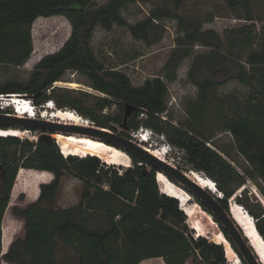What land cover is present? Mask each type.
Returning <instances> with one entry per match:
<instances>
[{
    "label": "trees",
    "instance_id": "obj_1",
    "mask_svg": "<svg viewBox=\"0 0 264 264\" xmlns=\"http://www.w3.org/2000/svg\"><path fill=\"white\" fill-rule=\"evenodd\" d=\"M151 1L108 0L99 5L96 0H0V62L21 66L32 60L31 54L38 52L33 50L32 26L44 17L64 16L72 28L61 49L36 62L27 82L0 84V93L25 94L37 106L53 101L114 132L124 122L126 104L135 106L128 120L130 131L121 133L133 138V133L149 128L163 135L170 148L185 153L192 169L216 182L223 194L216 198L230 213V199L248 179L264 182V31L258 38L251 0H226L229 8L242 6L250 23L227 30L225 42L215 30L203 29L211 19L178 14L186 0H172L173 8L156 6L136 23L122 14L129 3ZM167 18L178 21L183 35L164 66L165 79L174 81L183 60L193 56L188 75L198 87L197 98L187 105L189 118L180 125L162 118L169 94L164 78L157 76L136 86L126 73L106 68L92 46L98 26L110 31L114 25L127 27L133 38L152 46L164 38ZM196 45L209 51L196 54ZM70 70L86 75L89 86L104 95L54 86ZM232 79L249 89L244 103L216 94ZM113 106L115 111L104 112ZM221 132L233 136L252 170L240 173L210 145ZM61 151L53 138L35 142L0 136V264H140L151 258H163L166 264H186L190 258L195 264H230L222 244L190 231L180 199L162 192L157 170L145 172L147 167L138 157L132 156L134 165L119 172L96 155ZM20 168L49 171L54 177L40 184L34 202L13 207V214L24 219L25 233L2 253V225ZM66 173L83 181L81 201L68 208L49 206ZM244 195L246 187L235 200L247 208L264 238V208L259 203L255 207Z\"/></svg>",
    "mask_w": 264,
    "mask_h": 264
},
{
    "label": "rangeland",
    "instance_id": "obj_2",
    "mask_svg": "<svg viewBox=\"0 0 264 264\" xmlns=\"http://www.w3.org/2000/svg\"><path fill=\"white\" fill-rule=\"evenodd\" d=\"M107 1L108 0H96L99 5H102ZM156 6H166L173 8L174 3L172 0H153L147 3H129L122 9V14L129 23H136L138 20L146 18L149 15L150 10ZM251 12L255 18L256 35L258 38H260L264 31V0H251ZM178 14L186 17L200 18L201 20L211 19V21L204 23L203 29L215 30L219 33L224 42L226 41L227 30L240 28L241 26L250 23L244 18L246 16V10L242 6L229 8L227 6L226 0H186L178 10ZM57 16L58 17L54 18L44 17V19L38 20L35 24L33 23V50L37 49L38 52L36 55L31 54L32 60L30 59V62L28 61L26 64L21 66L0 62V84L10 81L22 83L27 82L32 70L37 64L36 62H39L41 57L56 52L62 48L67 39L70 37L72 28L66 17L60 15ZM163 23L166 26L165 36L160 42L152 46H148L142 40L133 38L128 28L125 26L114 25L113 29L110 31L98 26L95 29L92 40V46L95 54L97 55L98 59L103 62L106 68L119 70L126 73L131 79L132 83L136 86H141L147 79L157 76L165 79L164 66L177 46V38L182 36L183 33L178 29V21L176 19L167 18L163 20ZM258 44L259 39L257 40V45ZM194 51L196 54L204 53L208 52L209 48L196 45ZM192 61L193 56L187 57L183 60L182 64L177 70V76L174 81L168 82L165 79L169 87V94L167 96L168 110L165 114H163L162 118L165 119L169 117L172 119L174 124L180 125L187 122L189 118L187 113V105L189 102L195 100L198 96V87L191 82L188 75ZM68 82H76L77 85L74 88L69 87ZM89 84L90 81L86 75L70 70L65 74L63 80H61L60 83H55L54 86L71 88L76 91L83 90L97 95H104L93 89L91 86H89ZM248 92L249 89L243 86L236 79L230 80L216 90V94L219 97L222 98L225 96H232L237 98V100L241 103L245 102ZM9 94L16 95L17 93ZM25 97L29 98V96ZM5 99L6 100H3L2 103L6 104L7 100H9V97H6ZM93 100L94 99L91 98L90 102H93ZM5 109L9 112H14L13 107H8ZM44 109L45 108L43 106H38L36 110L39 112V114H42ZM116 109L117 107L113 106L111 108H106L104 112H113ZM117 127L118 132L123 131L120 126ZM141 129L139 132L137 131L133 133L132 136H135L136 134H144L145 131H142ZM2 130L6 131H4L5 135H14L13 133L17 132L14 129ZM29 132L30 134L28 137L19 138L21 140L28 139L37 142L41 135V131ZM34 136L36 139H34ZM51 138L55 139L58 143V139L54 136V133L51 135ZM166 142V139L160 140L158 137L154 136L148 144H153L155 147L160 148ZM144 145H147V142L144 143ZM210 145L217 149V151H219L225 158H227L240 173L244 174L245 172L253 169L247 159L238 151L235 140L229 132L217 133V136L210 142ZM167 149L171 152L169 158L173 159L177 166L185 170L192 168L185 159V153L183 151H179L177 148L170 149L167 147ZM163 150H165V148ZM91 155L95 154L91 153ZM102 162H104V164L107 166H112L113 169L115 168L119 172L122 171L123 168L134 165L132 158L130 165L109 164L103 160ZM146 167L149 170L152 169L150 165H146ZM47 177L48 173L43 171L27 168L19 169L16 175L15 183L11 190L10 202L5 214L6 218L2 225V244L4 250L11 244V229L16 231V236H23L25 233L24 223L19 220V218H15L16 216L12 212L13 207L25 206L30 203L38 194V187L40 184L39 182H44L41 180H46ZM157 179L161 191L167 193L164 189L165 183L160 181L159 174H157ZM23 181H26V184L23 185ZM173 183L176 184L175 182ZM176 186L184 189L178 184H176ZM245 187L247 198L245 195L244 198H246L250 203L255 204V207L259 203L264 208V182L260 179H248L246 184L242 186V188L239 189L236 194L240 196L242 190ZM83 190V181L71 174L66 173L62 179V186L55 202L49 204V206L58 208L76 206L81 201ZM180 201L182 208L183 203L181 199ZM245 210L248 211L247 208ZM183 211L187 216V224L190 231H192L197 237L201 236L197 230L193 228V224L191 219L188 217L187 212L185 210ZM214 230H216L219 235H224L226 240L218 244H222L226 259L230 264H232V256L236 250L226 238L217 221H215ZM208 239L209 241L215 242L210 238ZM159 260L160 261L157 260L159 264L164 261L163 258H159ZM2 264L6 263L2 262ZM186 264L195 263L193 262L192 258H190Z\"/></svg>",
    "mask_w": 264,
    "mask_h": 264
},
{
    "label": "bare ground",
    "instance_id": "obj_3",
    "mask_svg": "<svg viewBox=\"0 0 264 264\" xmlns=\"http://www.w3.org/2000/svg\"><path fill=\"white\" fill-rule=\"evenodd\" d=\"M60 82L61 81H57V83ZM68 84L69 87L73 88L77 85L76 82H68ZM11 98H13V101H11ZM20 99V95H12V97H9L10 102L5 104L6 108L13 107L14 112L20 117L28 116L30 118H49L77 125L91 124V121L87 120V118L81 116L74 110L69 108H59L54 104L53 101L46 102L43 106L45 109L43 110L42 114H39L36 112V108L34 106H32L30 103L23 102ZM141 130L145 131V133L136 134L134 136L137 138V140H139L138 142H141L142 144L147 142V145L145 146L149 148L153 154L160 157L162 160L164 159L170 161L172 164L176 165L174 160L169 158L171 153L170 150L167 149V147L170 148L169 144L166 142L167 145H162L161 148H165V150H161L160 148L155 147L153 144L150 145L148 143L152 138L149 137V134L157 133L149 128V132L145 129ZM4 131L5 130L2 129L0 130V136L5 135L6 131ZM16 131L17 132L13 133L14 136L20 138L28 137L30 134V130L23 131L18 129ZM54 136L58 139V145L64 154L86 156L93 153L109 164L130 165L131 163V157L123 149L111 144H107L91 136L81 134H63L60 132L54 133ZM161 136L163 137V135ZM34 139H36L35 136ZM158 174L160 181L165 183V191L168 194L178 197L182 200V208L187 212L188 217L191 219L193 228L197 230L201 236L210 238L217 243L224 242L226 240L224 235H219V233L214 230L215 221L213 216L209 212L205 211L202 206L196 202L192 194L189 191L176 186V184L171 182L164 173L159 172ZM190 176L195 179L202 187L206 189L210 188V190L215 194L219 193L217 185L213 181L209 180L205 173L193 169L192 173H190ZM237 195L238 194H235L230 199V212L236 222L242 227L246 237L250 240L252 248H254V251L258 254L264 264V238L259 233L256 226V221L250 216V213L245 210L246 208H244L242 204L236 202L235 199ZM220 196L223 197V194H220ZM231 261L232 264H243L241 257L236 251L233 253Z\"/></svg>",
    "mask_w": 264,
    "mask_h": 264
},
{
    "label": "water",
    "instance_id": "obj_4",
    "mask_svg": "<svg viewBox=\"0 0 264 264\" xmlns=\"http://www.w3.org/2000/svg\"><path fill=\"white\" fill-rule=\"evenodd\" d=\"M9 97H12V95ZM29 98L33 99V97ZM136 109L135 106L126 104L124 122L120 125L123 131H130L128 120L132 117ZM0 127H2V129L41 131L39 138L47 141H51V135L56 132L87 135L123 149L131 158L132 156L138 157L145 165H150L157 170V172L164 173L167 178L189 191L200 206H202V204L205 205L208 210L202 208L209 212L215 221L216 219L218 220V224L223 228V233L226 232L228 235H225L226 238L246 264H263L258 254L254 251V248H252L250 240L246 237L242 227L236 222L231 212L229 213L217 200L216 196L222 198L219 190V193L215 194L210 188L206 189L202 187L190 176V173L193 171L192 168L185 170L172 164L170 161L162 160L160 157L153 154L144 144L138 142L137 138L134 136L133 138H129L121 132H114L110 129L96 126L92 122L91 124L77 125L49 118L20 117L15 112H0ZM160 149L162 150L161 147ZM149 171L148 168H145V172ZM209 180L216 184L211 178H209Z\"/></svg>",
    "mask_w": 264,
    "mask_h": 264
},
{
    "label": "crops",
    "instance_id": "obj_5",
    "mask_svg": "<svg viewBox=\"0 0 264 264\" xmlns=\"http://www.w3.org/2000/svg\"><path fill=\"white\" fill-rule=\"evenodd\" d=\"M43 172H46V173H48V177H47V179L46 180H41V181H44V182H39L40 184L41 183H45V182H50L52 179H53V177H54V175H53V173H51V172H49V171H43ZM23 183V185L24 184H26V181H23L22 182ZM40 184H39V187H38V194L36 195V197L31 201V202H34L37 198H38V196H39V193H40ZM30 202V203H31ZM29 204V203H28ZM15 218H19V217H15ZM19 220H21L23 223H24V219H22V218H19ZM10 234H11V236H12V238H11V242L17 237L16 236V231L15 230H13V229H11L10 230ZM10 246V245H9ZM9 246L4 250L3 249V244H2V253H5L7 250H8V248H9ZM154 259H156V260H154ZM154 259H146V260H143L140 264H150V263H153V264H155V263H158L159 264V262L158 261H160L159 260V258H154ZM158 260V261H157ZM3 262H5V261H3ZM6 264H7V262H5ZM8 264H10V263H8ZM160 264H166L164 261L163 262H161Z\"/></svg>",
    "mask_w": 264,
    "mask_h": 264
},
{
    "label": "built area",
    "instance_id": "obj_6",
    "mask_svg": "<svg viewBox=\"0 0 264 264\" xmlns=\"http://www.w3.org/2000/svg\"><path fill=\"white\" fill-rule=\"evenodd\" d=\"M10 95L12 94H2L0 93V107H1V110H5L6 106H5V103H2L3 100H6L5 98L6 97H9ZM14 95V94H13ZM21 97V99H28L27 97H25L26 95H21V94H16V96H19ZM25 97V98H24ZM20 99V100H21ZM9 100H7V103H8ZM11 101H13V98H11ZM6 103V104H7ZM254 219V218H253Z\"/></svg>",
    "mask_w": 264,
    "mask_h": 264
},
{
    "label": "clouds",
    "instance_id": "obj_7",
    "mask_svg": "<svg viewBox=\"0 0 264 264\" xmlns=\"http://www.w3.org/2000/svg\"><path fill=\"white\" fill-rule=\"evenodd\" d=\"M28 98V97H27ZM25 102H27V103H30L32 106H34L36 109H37V105L33 102V99L32 98H28V100L27 101H25ZM36 112H38L37 110H36ZM39 113V112H38ZM142 129H145L146 131H148L149 132V130H148V128H142ZM154 136H156V137H158L160 140H165V137L163 136H161V135H158V134H153V133H150L149 134V137L150 138H153ZM165 145H167V143H165ZM164 145V146H165ZM253 218V217H252Z\"/></svg>",
    "mask_w": 264,
    "mask_h": 264
}]
</instances>
